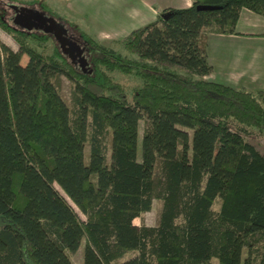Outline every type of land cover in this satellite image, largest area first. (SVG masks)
Returning <instances> with one entry per match:
<instances>
[{"label": "trees", "instance_id": "obj_1", "mask_svg": "<svg viewBox=\"0 0 264 264\" xmlns=\"http://www.w3.org/2000/svg\"><path fill=\"white\" fill-rule=\"evenodd\" d=\"M242 11L264 18V0L165 9L120 40L128 54L71 24L84 70L0 23L18 45H0V264H73L83 241L82 264H264V155L243 137L264 134V91L205 79L204 30L239 35ZM113 72L141 81L131 102ZM153 200L158 224L134 225Z\"/></svg>", "mask_w": 264, "mask_h": 264}, {"label": "rangeland", "instance_id": "obj_2", "mask_svg": "<svg viewBox=\"0 0 264 264\" xmlns=\"http://www.w3.org/2000/svg\"><path fill=\"white\" fill-rule=\"evenodd\" d=\"M84 0H0V23L8 25L12 29H16L18 31H26L25 29H22L19 26L14 25L13 20L15 18V9L20 8H26V9H32L37 12H40L44 14L46 17L53 18L56 22L61 24L66 29L67 37L75 41L80 49L83 50V58L85 59L86 66L85 68H88L89 66V56L86 51L85 44L83 41L78 37V34L74 30L73 27H71V24L74 26H77L81 31L84 33L90 35L92 38H94L98 43L103 45L106 48H111L115 51H118L122 54H128L123 47L120 44V40L122 38L114 36L109 25L108 20L105 22V18L102 19V17H98V13L100 11H103V0H96V4L93 5H87V1L83 2ZM163 2L166 1L169 3V6H174L175 8H184L186 5V0H162ZM34 2V3H33ZM86 3V4H85ZM85 4V5H83ZM46 7V10L42 9V7ZM49 11L53 12L55 16L51 17L49 14ZM118 12L114 13L112 12L111 16L113 17L116 14H120L119 10ZM247 12H243V15L241 16V26H239L240 29H242L245 32L254 33L257 35L264 34V18H261L260 16L254 15L253 19H259L254 20L255 23L252 25V23L245 24L246 20L248 19L245 15ZM103 15V14H102ZM258 23H262L261 25ZM31 34L36 35L38 39L45 38V41H38L33 39H26L28 46L33 48L39 53L45 54V55H51L56 48H59V45L53 38L51 34H45L42 31L38 30H31ZM213 33H210L208 30H204L203 35L209 36ZM45 35V36H44ZM217 35V34H216ZM245 37H240V39H244ZM245 39H262V38H245ZM247 41V40H245ZM0 45H6L10 47L13 51L18 50V45L15 42V40L12 38L11 35H9L6 31H4L0 27ZM250 50L252 51L253 48L257 50L258 54L261 56L260 59L254 62L252 65V62L247 64L246 72H244L242 79L238 81L237 83H228L226 85L231 86L233 88L239 89V88H245L249 91H256V90H262L264 91V40L255 42L250 46ZM241 48V49H240ZM239 45H236L232 42H225L224 47L222 48V51L228 56L232 58H236L238 54H244V52H249V47H240ZM217 49V47H212L211 51L214 52V50ZM244 49V50H243ZM221 50L215 51V54H219V57L214 55L215 58L221 60L224 55H221L223 53H220ZM27 62V57L22 56L20 61V66L25 65ZM235 61H232V64H234ZM244 64V60L242 61ZM79 66L78 64H76ZM215 65V72L214 74L217 76H220L219 72L224 74V69L219 68L217 65L218 63H214ZM112 81L116 84H118L120 87L123 88V90L128 94V100L131 102V92L135 88H139L141 86V81L137 78H134L132 76H126L118 72H113L109 74ZM221 77V76H220ZM225 78V76H223ZM56 85L59 89L60 95L63 99V101L66 103V105L71 109V99H70V90L72 88L71 83L64 77H60L56 81ZM145 129V122L140 121L138 126V144H137V157L140 158L141 155V137L143 134V131ZM233 131H235L234 125L231 127ZM245 142H247L249 145L254 147L260 154L264 155V134H261L255 130L248 136L243 135ZM106 155H107V162L109 163V157H110V137H107L106 140ZM88 157H89V149L88 146H85L84 150V161L85 163H88ZM162 203L159 200H153L152 201V207L151 210L148 213L142 214L139 218L134 220V225L136 226H148V227H154L158 224L159 216L161 213ZM217 206L214 207L216 209ZM77 212L79 218L81 220H84L85 218L75 209ZM84 241L82 242L79 250L75 254L70 255L71 262L73 264H82V250H83ZM212 264H217L214 260L212 261Z\"/></svg>", "mask_w": 264, "mask_h": 264}, {"label": "crops", "instance_id": "obj_3", "mask_svg": "<svg viewBox=\"0 0 264 264\" xmlns=\"http://www.w3.org/2000/svg\"><path fill=\"white\" fill-rule=\"evenodd\" d=\"M86 1L87 5H93L97 3L96 0H84L83 2ZM103 2L104 9L103 11H100L97 16L102 17V19L105 18V22H107L108 20L107 23L113 35L122 39L126 37L131 31L154 22L165 9H182L175 8L174 6H169V3H167L166 1L163 2L162 0H103ZM192 2L193 0H186V5L184 8L191 6ZM117 10H119L120 14L118 13L112 17V12L114 11V13H116L118 12ZM243 12H247L245 16L248 19L246 20L245 24H248L250 22L252 23V25H254V20H259L253 19V16L255 14L249 11H242L240 19L235 28L236 33H238L239 35L224 36L218 34H211L208 37L204 35L206 37L207 42L208 62L212 67L210 75L205 78L206 80L221 84H230L231 82L237 83L242 79L244 72H246L247 64H250L252 61L255 62L261 58L257 50H255L254 48L252 51L250 50V46L255 42L263 41L264 37L259 36L264 34L257 35L254 33L245 32L239 28V26H241V16L243 15ZM258 24L261 25L262 23ZM240 37L262 39L249 40L245 38L240 39ZM225 42L235 43L236 45H239V48L242 46L249 47V52H244V54H238L236 58L228 57L222 51ZM212 47H217V49L212 52ZM217 50H221L220 53H223L221 55H224L221 60H219V58H215L214 60V55L219 57V54H215V51ZM243 60L244 64L242 63ZM232 61H235V65L232 64ZM215 62L218 63L217 66L219 68L224 69V74L219 72L221 77L214 74L216 69L214 65ZM254 62H252V65ZM223 76H225V78H223Z\"/></svg>", "mask_w": 264, "mask_h": 264}, {"label": "water", "instance_id": "obj_4", "mask_svg": "<svg viewBox=\"0 0 264 264\" xmlns=\"http://www.w3.org/2000/svg\"><path fill=\"white\" fill-rule=\"evenodd\" d=\"M201 11H212L214 7H198ZM14 25L31 31V29L42 31L45 34H51L64 56H66L71 63L78 64L84 70L86 63L83 58V50L79 45L67 37L66 29L56 22L53 18L46 17L44 14L32 9L20 8L15 9ZM18 13V14H17Z\"/></svg>", "mask_w": 264, "mask_h": 264}, {"label": "flooded vegetation", "instance_id": "obj_5", "mask_svg": "<svg viewBox=\"0 0 264 264\" xmlns=\"http://www.w3.org/2000/svg\"><path fill=\"white\" fill-rule=\"evenodd\" d=\"M18 14V13H17ZM15 15H16V12H15ZM31 30H34V29H31Z\"/></svg>", "mask_w": 264, "mask_h": 264}]
</instances>
